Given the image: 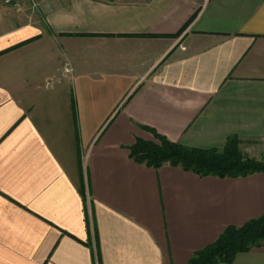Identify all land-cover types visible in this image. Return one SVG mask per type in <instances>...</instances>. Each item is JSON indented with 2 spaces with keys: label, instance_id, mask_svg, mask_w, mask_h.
I'll use <instances>...</instances> for the list:
<instances>
[{
  "label": "crops",
  "instance_id": "crops-1",
  "mask_svg": "<svg viewBox=\"0 0 264 264\" xmlns=\"http://www.w3.org/2000/svg\"><path fill=\"white\" fill-rule=\"evenodd\" d=\"M43 3L46 24L0 32V264H189L264 215V172L130 157L153 131L264 157V0Z\"/></svg>",
  "mask_w": 264,
  "mask_h": 264
},
{
  "label": "trees",
  "instance_id": "trees-1",
  "mask_svg": "<svg viewBox=\"0 0 264 264\" xmlns=\"http://www.w3.org/2000/svg\"><path fill=\"white\" fill-rule=\"evenodd\" d=\"M153 134L155 140L138 138L130 148V157L133 160L149 167L159 168L170 164L200 176L220 178L247 177L264 172V157L258 160L245 155L240 149L241 141L237 135L229 136L222 149H201L170 141L155 131ZM262 246L264 215L241 227H227L214 243L195 253L189 264L232 263L238 254Z\"/></svg>",
  "mask_w": 264,
  "mask_h": 264
},
{
  "label": "rangeland",
  "instance_id": "rangeland-1",
  "mask_svg": "<svg viewBox=\"0 0 264 264\" xmlns=\"http://www.w3.org/2000/svg\"><path fill=\"white\" fill-rule=\"evenodd\" d=\"M15 1L18 2V6L8 5L0 0V32L40 22L46 24L45 15L42 12L45 0Z\"/></svg>",
  "mask_w": 264,
  "mask_h": 264
},
{
  "label": "built area",
  "instance_id": "built-area-1",
  "mask_svg": "<svg viewBox=\"0 0 264 264\" xmlns=\"http://www.w3.org/2000/svg\"><path fill=\"white\" fill-rule=\"evenodd\" d=\"M6 4L8 5H13V6H18V2L15 0H3ZM148 1H153V0H148ZM210 0H200V8H205L207 4L209 3Z\"/></svg>",
  "mask_w": 264,
  "mask_h": 264
}]
</instances>
